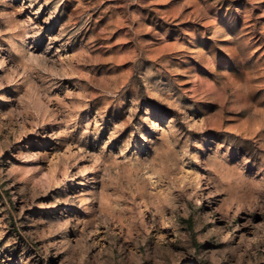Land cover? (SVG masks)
<instances>
[{
    "label": "rangeland",
    "instance_id": "1",
    "mask_svg": "<svg viewBox=\"0 0 264 264\" xmlns=\"http://www.w3.org/2000/svg\"><path fill=\"white\" fill-rule=\"evenodd\" d=\"M0 264H264V0H0Z\"/></svg>",
    "mask_w": 264,
    "mask_h": 264
}]
</instances>
